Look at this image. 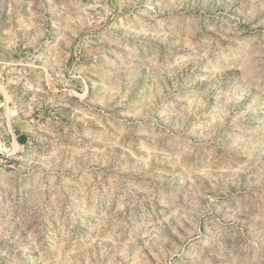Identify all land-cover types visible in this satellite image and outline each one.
Masks as SVG:
<instances>
[{
    "label": "rangeland",
    "instance_id": "rangeland-1",
    "mask_svg": "<svg viewBox=\"0 0 264 264\" xmlns=\"http://www.w3.org/2000/svg\"><path fill=\"white\" fill-rule=\"evenodd\" d=\"M0 264H264V0H0Z\"/></svg>",
    "mask_w": 264,
    "mask_h": 264
}]
</instances>
